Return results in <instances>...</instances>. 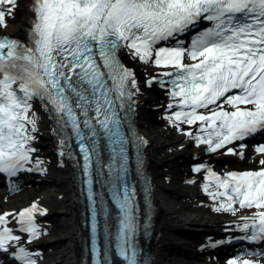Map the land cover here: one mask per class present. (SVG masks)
Here are the masks:
<instances>
[{
  "label": "snow or ice",
  "instance_id": "1",
  "mask_svg": "<svg viewBox=\"0 0 264 264\" xmlns=\"http://www.w3.org/2000/svg\"><path fill=\"white\" fill-rule=\"evenodd\" d=\"M18 7L19 0H0V27ZM29 11L26 40L0 35V175L46 170L37 146L46 118L58 154L77 160L82 173L91 264H113L111 252L123 264H140L137 190L127 173L129 142L146 143L128 135L142 93L122 54L160 70L144 84L165 90L166 118L182 135L208 153L243 158L244 141L264 134V0H31ZM254 150L264 156V143ZM194 171L206 173L203 191L215 211L254 209L238 218L239 239L264 243V159L242 172L221 174L204 164ZM101 176L114 223L94 188ZM46 214L38 202L0 213V253L18 264H41L30 245L45 234L37 216Z\"/></svg>",
  "mask_w": 264,
  "mask_h": 264
},
{
  "label": "bare ground",
  "instance_id": "2",
  "mask_svg": "<svg viewBox=\"0 0 264 264\" xmlns=\"http://www.w3.org/2000/svg\"><path fill=\"white\" fill-rule=\"evenodd\" d=\"M30 3L31 0H25L19 4L15 17L7 21L11 29L9 33L21 40L26 38L30 26ZM125 58L135 69L141 85L139 117L142 131L149 139L150 164L157 178L159 215L155 264H208L206 244L215 242L221 231L235 226L240 220L239 217L228 220L223 216L225 212L214 210L216 203L203 191L206 174H193L185 160L195 157L207 166L222 168L234 166L236 161L205 156L203 146L197 147L189 137L173 127L166 118L170 111L166 108L169 97L165 90L156 84L150 88L144 84L160 70ZM51 127V122L45 118L37 145L38 155L45 161L42 167L46 170L37 171L29 182L24 183L25 178L19 183V188L40 186L35 190L37 196L32 203L38 202L41 208L47 209L46 215L37 216L45 234L30 247L41 254V264H87L89 247L85 241L86 227L77 173L61 160L57 138L50 131ZM12 205L5 210H16L18 203L12 202Z\"/></svg>",
  "mask_w": 264,
  "mask_h": 264
},
{
  "label": "rangeland",
  "instance_id": "3",
  "mask_svg": "<svg viewBox=\"0 0 264 264\" xmlns=\"http://www.w3.org/2000/svg\"><path fill=\"white\" fill-rule=\"evenodd\" d=\"M10 30H11L10 25L8 24L6 27V31L9 32ZM141 124H142V122H141ZM181 127H184L185 129L188 128V126H186V125H182ZM209 157H211V158H222L223 156L222 155H214V156H209ZM226 158H228V157H226ZM229 158H231V160H235L236 164L234 166L227 167V169H229V168L245 169V168H257V167H259V161L261 159H264V156H260V155L252 156L249 154L245 159H240L238 157H229ZM192 159H194V157H188L185 160V164L188 166L189 171H191L190 161ZM23 182L24 183L29 182V179L24 180ZM39 188H41V187L36 186V185H35V187H32V188L25 186L24 188H19L18 190H16L15 192H13L11 194L0 193V213L5 211V209L12 208L14 206V205H12V202L18 203L17 208L22 207V206H26V205H30L33 202V198L37 196V192L35 190H37ZM246 211L247 210H245V209H240L236 213V215H232L229 212H225V214L223 216L228 220L236 219V217L242 216L243 213H246ZM202 238H204V237H202ZM206 246H207V244H206ZM206 258L208 259L207 260L208 264H228L227 261H224L222 259L216 260V258H214V256L211 254H208V256H206Z\"/></svg>",
  "mask_w": 264,
  "mask_h": 264
},
{
  "label": "flooded vegetation",
  "instance_id": "4",
  "mask_svg": "<svg viewBox=\"0 0 264 264\" xmlns=\"http://www.w3.org/2000/svg\"><path fill=\"white\" fill-rule=\"evenodd\" d=\"M140 243H141V248H142L143 257H144V253H145V238H144V236H143V238H142ZM155 245H156V243H155Z\"/></svg>",
  "mask_w": 264,
  "mask_h": 264
},
{
  "label": "water",
  "instance_id": "5",
  "mask_svg": "<svg viewBox=\"0 0 264 264\" xmlns=\"http://www.w3.org/2000/svg\"><path fill=\"white\" fill-rule=\"evenodd\" d=\"M204 237V236H203ZM154 247H155V245H154V243H152V246L150 247V248H148L149 249V251H150V254H153L154 253Z\"/></svg>",
  "mask_w": 264,
  "mask_h": 264
}]
</instances>
